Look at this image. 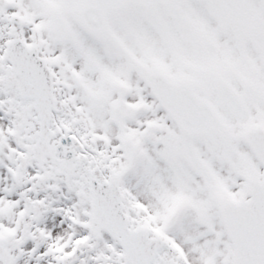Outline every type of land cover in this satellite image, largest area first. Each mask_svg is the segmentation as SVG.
Listing matches in <instances>:
<instances>
[{
	"label": "snow or ice",
	"instance_id": "6c2138e0",
	"mask_svg": "<svg viewBox=\"0 0 264 264\" xmlns=\"http://www.w3.org/2000/svg\"><path fill=\"white\" fill-rule=\"evenodd\" d=\"M0 264H264V0H0Z\"/></svg>",
	"mask_w": 264,
	"mask_h": 264
}]
</instances>
